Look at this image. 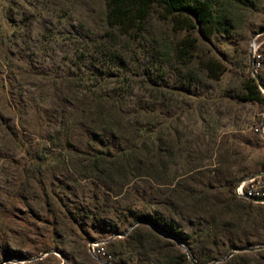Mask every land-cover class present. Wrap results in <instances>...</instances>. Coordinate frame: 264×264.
<instances>
[{"label": "trees", "instance_id": "trees-1", "mask_svg": "<svg viewBox=\"0 0 264 264\" xmlns=\"http://www.w3.org/2000/svg\"><path fill=\"white\" fill-rule=\"evenodd\" d=\"M10 9L2 7L0 21V66L6 69H11L17 50L27 49L22 37L27 25L12 20ZM263 11L264 0H103L102 32L92 38L77 34L72 64L76 72L67 74L59 84L77 81L74 97L79 94L80 100L61 99L58 80L51 76L54 108L61 106L60 117L65 120L56 122L45 142L25 155L24 165L30 169L48 163L65 165L72 153L74 157L82 154L73 165L83 171L79 177L93 181L115 198L122 197L129 185L130 190L135 180H146L149 196L142 199L144 209L134 213L129 208L125 213L129 225L143 223L122 239L106 240L105 257H117L118 264H194L188 250L197 263L208 264L217 257L205 252L208 247L220 245L227 254L237 246L264 244V204L234 194L235 185L253 174L246 167H235L237 156L246 158L240 147L227 138L218 142L214 132L205 142L216 162L201 165L192 157L190 138L183 139L177 131L179 115L172 112L163 122L161 112L164 103L173 105L179 96L195 97L193 86L219 81L227 70L234 79L228 86H238L232 98L258 104L263 112L264 97L249 65L232 62L215 43L219 35L236 30ZM57 35L47 34V38ZM166 75L173 78V84L164 82ZM261 79L264 81L263 76ZM69 88L67 94L75 89ZM200 120L199 127L208 130L206 118ZM75 129L96 146L82 151L76 148L75 133H70ZM13 138L18 146L26 143L23 133L17 132ZM50 198L64 209L54 192L46 194V205ZM62 217L65 220L53 221L49 231L55 239L58 224L70 223L71 234L78 237L74 224L95 221L98 216L85 207L77 217L64 212ZM119 231L111 228L103 238ZM81 233L86 243L90 238L83 230ZM253 233L255 241L247 238ZM224 238L229 241L227 247ZM85 243L79 245L81 262L58 244L42 246L40 251L59 249L72 264H105L91 257ZM1 251L9 256L19 253L7 247ZM22 257L29 260L32 256L26 253ZM24 264L59 263L49 253ZM218 264H264V248L236 253Z\"/></svg>", "mask_w": 264, "mask_h": 264}, {"label": "rangeland", "instance_id": "rangeland-1", "mask_svg": "<svg viewBox=\"0 0 264 264\" xmlns=\"http://www.w3.org/2000/svg\"><path fill=\"white\" fill-rule=\"evenodd\" d=\"M4 6L11 7L8 13L12 20H23L27 25L22 32L27 49L14 53L11 69L0 66V263L6 259L8 262L5 264L37 260L33 258L43 252L40 251L42 246L52 247L55 244H58V248H64L70 256L74 253L76 261L81 262L79 245L85 243L81 237L83 230L90 238L85 244L87 249L91 244L93 250L88 252L93 259L118 264L117 257L103 255V248L106 240L122 239L132 230L133 224H128L125 213L129 208L134 213L144 209L142 199L149 196L146 180H135L130 190L129 185L123 189L122 197L115 198L93 181L79 177L84 173L79 166L73 165L82 158V154L74 157L72 153L71 161H66L65 165L48 163L31 169L24 165L25 155L45 142V137L52 132L56 122L65 120L60 117L61 106L54 108L49 85L53 78L51 76H55L59 84L67 74L72 76L76 72L72 64L77 34L92 38L102 32L103 0H0V21ZM62 15L66 17L62 18ZM262 29L264 11L255 13L236 30L219 35L215 43L221 52L229 54L232 62H241L246 66L249 65L251 38ZM56 32L57 37L47 38V34ZM163 80L170 84L174 82L170 75L163 76ZM233 80L227 70L219 81H207L197 88L193 86L191 92L195 97L183 99L179 96L173 105L164 103L161 107L162 119L165 122L172 112L179 115L175 123L177 131L183 139L190 138L192 157L201 165L216 162L205 142L215 132L218 142L227 138L246 155L245 159L241 158L242 155L237 156L239 160L235 167H246L247 171L253 173L261 172L264 167V141L254 128L260 121L262 108L258 104L240 103L232 98L238 89L237 84L228 86ZM76 82L59 84V97L79 101V94L74 97L78 89ZM71 86L75 89L67 94ZM203 116L209 125L206 131L199 127ZM17 132L23 133L26 140L24 145L18 146L15 142L13 136ZM72 132L75 133L73 145L80 151L89 145L96 146L90 144L80 130ZM203 132L206 133L204 141ZM54 150L58 151V148ZM50 192L60 199L64 209H60L52 198L48 205L45 204L46 194ZM85 207H90L98 217L95 221L89 219L82 224L78 220L73 226V232L78 237L71 234L70 223L66 226L58 224V239L50 236L53 221L65 220L63 212L66 216L77 217ZM183 227L186 230L190 228L187 223H183ZM111 228L120 231L104 239ZM259 233H263V230H259ZM254 234L247 235V238L257 240ZM223 242L227 247L229 241L224 238ZM3 247L16 250L19 255L9 256L8 252L1 251ZM235 248L240 246L232 249ZM205 252L217 256L216 259L226 254L220 245L208 247ZM26 253L32 256L29 260L22 257ZM50 253L56 256L57 263L72 264L59 249L50 250Z\"/></svg>", "mask_w": 264, "mask_h": 264}, {"label": "built area", "instance_id": "built-area-1", "mask_svg": "<svg viewBox=\"0 0 264 264\" xmlns=\"http://www.w3.org/2000/svg\"><path fill=\"white\" fill-rule=\"evenodd\" d=\"M250 53L252 54L253 67L260 77L262 87L255 82L264 97V81L261 79V76L264 78V29L262 32L259 30L253 34L250 41ZM254 131L264 141V110ZM234 194L237 198L264 204V174L259 176L251 174L243 178L235 185Z\"/></svg>", "mask_w": 264, "mask_h": 264}, {"label": "water", "instance_id": "water-1", "mask_svg": "<svg viewBox=\"0 0 264 264\" xmlns=\"http://www.w3.org/2000/svg\"><path fill=\"white\" fill-rule=\"evenodd\" d=\"M262 30H260V32H262ZM249 67H250V70H251V75L253 76V78L255 79V81L257 82L258 86L262 87V82L260 80V77L259 75L257 74V72L255 71L254 67H253V62H252V54L250 53L249 54ZM264 174V171H261V172H256V173H253L252 176H259V175H263ZM140 223H143V221H138L136 223H134L131 227V229L133 227H135L136 225L140 224ZM175 241L177 242V244L183 248L184 245L178 240V239H175ZM264 248V244L263 245H258V246H245V247H240V248H235V249H232L230 250L224 257L220 258V259H216V260H213L212 262H210L209 264H218L220 262H224L225 260L229 259L231 256H233L234 254L236 253H239V252H246V251H252V250H256V249H262ZM88 250L90 252H92V246L91 244H89V247H88ZM185 250H187L185 248ZM50 251H45V252H41L38 256L34 257L33 259H41L42 257L46 256L47 254H49ZM56 253V251H55ZM187 254H188V257L189 259L194 263V264H200V263H197L195 261V259H193V257L190 255L189 251L187 250ZM6 262H8V259L6 260H3L0 264H5ZM105 264H112L110 262H105Z\"/></svg>", "mask_w": 264, "mask_h": 264}]
</instances>
